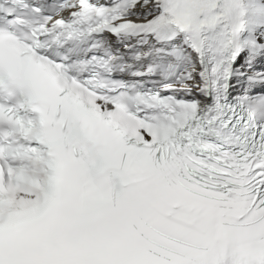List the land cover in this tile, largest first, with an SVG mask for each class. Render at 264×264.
Masks as SVG:
<instances>
[{
  "label": "snow or ice",
  "instance_id": "6c2138e0",
  "mask_svg": "<svg viewBox=\"0 0 264 264\" xmlns=\"http://www.w3.org/2000/svg\"><path fill=\"white\" fill-rule=\"evenodd\" d=\"M0 264H264V0H0Z\"/></svg>",
  "mask_w": 264,
  "mask_h": 264
}]
</instances>
